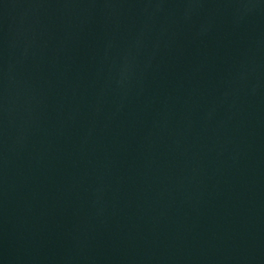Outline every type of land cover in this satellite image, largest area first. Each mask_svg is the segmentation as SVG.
<instances>
[{
	"label": "water",
	"instance_id": "1",
	"mask_svg": "<svg viewBox=\"0 0 264 264\" xmlns=\"http://www.w3.org/2000/svg\"><path fill=\"white\" fill-rule=\"evenodd\" d=\"M0 264H264V0H0Z\"/></svg>",
	"mask_w": 264,
	"mask_h": 264
}]
</instances>
